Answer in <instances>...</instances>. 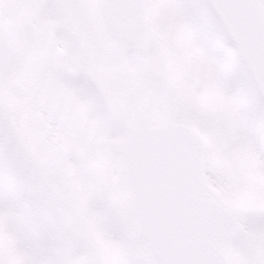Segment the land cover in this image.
<instances>
[{
  "label": "snow or ice",
  "instance_id": "obj_1",
  "mask_svg": "<svg viewBox=\"0 0 264 264\" xmlns=\"http://www.w3.org/2000/svg\"><path fill=\"white\" fill-rule=\"evenodd\" d=\"M0 264H264V0H0Z\"/></svg>",
  "mask_w": 264,
  "mask_h": 264
}]
</instances>
